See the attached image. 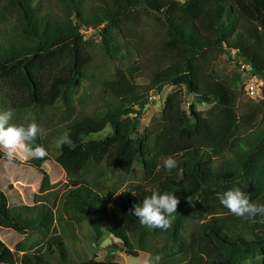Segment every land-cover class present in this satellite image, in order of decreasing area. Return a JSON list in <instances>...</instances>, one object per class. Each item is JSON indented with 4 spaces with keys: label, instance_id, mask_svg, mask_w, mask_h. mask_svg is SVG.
<instances>
[{
    "label": "trees",
    "instance_id": "obj_1",
    "mask_svg": "<svg viewBox=\"0 0 264 264\" xmlns=\"http://www.w3.org/2000/svg\"><path fill=\"white\" fill-rule=\"evenodd\" d=\"M138 12L161 27L156 55L142 46L148 29L138 36L123 26L136 24ZM87 28L102 29L99 52L83 33ZM127 34L138 36L137 43L128 42ZM133 51L148 56L132 67L126 61ZM213 51L234 52L250 66L263 81L264 99V0H0V110L13 111L10 124L27 126L33 118L19 122L17 116L49 110L75 112V103L99 82L98 60L110 75L103 84L111 96L91 104L86 117L62 127L56 137L38 134L25 141L33 149L53 143L57 165L75 180L60 212L88 235L90 250L75 258L68 242L55 236L45 253L18 258L0 240V264H106L97 261L95 249L106 233L119 238L125 232L153 264H264V215L237 217L219 200V194L239 188L264 204V100L241 109L240 76L220 80L214 66L204 70L199 65ZM184 75L193 83V94L186 84L176 85L161 120L140 134L147 99L139 96L138 83L162 93ZM191 96L215 104L195 114L194 123L184 108ZM108 126L122 140L112 157L103 142L92 139ZM65 133L71 143L58 144ZM167 156L177 161L171 172L163 164ZM49 159L33 158L31 167L44 173ZM93 167L104 170L97 189L84 180ZM135 172V184L123 189L124 178ZM154 191L174 192L180 200L167 230L144 226L132 214ZM15 200H21L19 194L10 198L0 176V227L46 237L53 213L41 211V222H30L16 211L30 207H12ZM213 208L217 215L191 228L197 212Z\"/></svg>",
    "mask_w": 264,
    "mask_h": 264
},
{
    "label": "rangeland",
    "instance_id": "obj_2",
    "mask_svg": "<svg viewBox=\"0 0 264 264\" xmlns=\"http://www.w3.org/2000/svg\"><path fill=\"white\" fill-rule=\"evenodd\" d=\"M137 16L138 20L136 24L123 23V26L136 30L138 36L142 33L140 29H148L147 42L141 45L150 53L156 55V42L159 40L158 33L161 32V27L153 17L146 13L138 12ZM101 30H94L93 28L83 30L87 40L91 43V48L96 52H99L102 46L103 38ZM127 35L128 42L137 43L138 36L130 37L129 34ZM147 56L148 54L145 51H133L126 64L133 67L136 62L143 63ZM199 65L204 70L214 66L215 73L220 80L234 81L240 76L237 86L242 90L241 94L244 95L239 103L241 109H245L249 104H260L264 100L261 94L263 81L256 77L252 73V70L250 71L247 67H244V64L238 61L234 52L230 54L219 51L210 52L199 61ZM107 72V69L103 66V61L98 60L95 73L99 77V82L91 85L86 93L75 103V112L67 115L62 113L61 110H49L40 113L36 117L17 116L18 121L27 122L28 119L33 118L30 121L31 123L35 122L45 129V132L41 133L40 136L49 137L50 135H55L54 137H56L58 130H61L62 127L86 117L91 104L97 100L100 101L103 97L107 100L111 99L103 84L104 80L108 82L110 79V75ZM138 84L140 85L139 96L142 99H147V105L142 112L143 115L138 129L139 133L143 134L147 128H154L153 122L161 120L166 99L168 95L176 90V86H167L162 93H157L156 91L148 92L145 86L148 83L139 82ZM181 89L185 91L184 86ZM214 106L215 104L211 103V99L204 101L201 98L191 96L186 98L184 108L191 113V107H193L195 114H204L214 108ZM134 108L139 109L137 106ZM14 118L16 117L14 116ZM92 139L103 142L105 148L109 151L110 157L117 153L122 143V140L114 135L113 129L110 126L102 133L92 136ZM48 147L50 148L49 151ZM47 148L45 149L47 151L46 157L50 159L43 165L44 173L31 167V159L36 158V156L24 153L13 160L5 157L1 162L0 176L3 186L8 190L9 197L13 198L19 194L21 198L19 202L17 200L12 201L11 206L18 207L23 204L30 207V210H16L23 219L30 222L36 221L39 224L41 222V217H39L41 211H51L53 213L55 221L49 234L46 237H42L39 234H31L30 232L18 234L12 230L0 227V240L13 252H16L18 258H22L24 255L45 253L49 247L51 238L57 236L68 242V249L75 254V258H83L88 253V250H90V246L87 244L88 235L82 232L76 221L69 219L65 213L60 212L75 180L57 165L54 159L56 149L53 147V143H48ZM4 151L6 152L7 150L4 149ZM101 172H104L102 167H93L84 176L85 182L93 189H97V184L100 185L102 183ZM135 177H138L137 172L132 177L126 176L123 180L124 182H122L123 189L135 184L137 181ZM216 213V208H213L209 212H197L196 216L191 218V228L194 229L204 221L217 215ZM13 215L15 216L14 211ZM95 250L97 261L106 264H146L150 256L148 252L137 249L132 236L127 232L123 233L119 238L106 233L101 246ZM131 251L138 252V256L130 254Z\"/></svg>",
    "mask_w": 264,
    "mask_h": 264
},
{
    "label": "clouds",
    "instance_id": "obj_3",
    "mask_svg": "<svg viewBox=\"0 0 264 264\" xmlns=\"http://www.w3.org/2000/svg\"><path fill=\"white\" fill-rule=\"evenodd\" d=\"M13 118L11 109L0 110V150L6 149L4 155L13 160L24 153L34 154L38 158L47 155V151L42 146L34 149L26 145L25 141L34 140L38 134L44 133L45 129L35 122L24 126L23 124H10ZM71 143L69 135L64 134L58 144ZM163 164L167 171L171 172L178 167L177 161L172 156L163 157ZM178 174H183V169H179ZM220 203L237 217L252 218L257 215H264V204L252 201L250 195L239 188H233L219 194ZM179 198L174 192L154 191L150 196L144 198L142 204H136L132 209V214L139 218L142 225L149 228H160L167 230L170 227V217L177 212ZM155 261L160 257L156 256ZM146 264H153L152 260Z\"/></svg>",
    "mask_w": 264,
    "mask_h": 264
},
{
    "label": "water",
    "instance_id": "obj_4",
    "mask_svg": "<svg viewBox=\"0 0 264 264\" xmlns=\"http://www.w3.org/2000/svg\"><path fill=\"white\" fill-rule=\"evenodd\" d=\"M181 83H184L188 86L189 88V91H190V94H193V83L192 81L190 80L189 76L188 75H184L183 77L177 79L176 81H174V85H178V84H181ZM197 98V97H196ZM200 98L204 101H209L210 98H207L205 96H200ZM191 116H192V122L194 123L195 122V113H194V110H193V107H191ZM130 254L134 255V256H138V252H130Z\"/></svg>",
    "mask_w": 264,
    "mask_h": 264
},
{
    "label": "built area",
    "instance_id": "obj_5",
    "mask_svg": "<svg viewBox=\"0 0 264 264\" xmlns=\"http://www.w3.org/2000/svg\"><path fill=\"white\" fill-rule=\"evenodd\" d=\"M244 67H247L250 71L252 70V68L246 64L243 65Z\"/></svg>",
    "mask_w": 264,
    "mask_h": 264
}]
</instances>
